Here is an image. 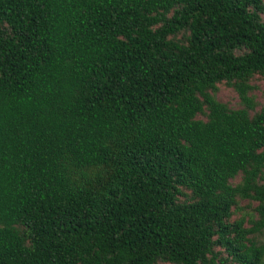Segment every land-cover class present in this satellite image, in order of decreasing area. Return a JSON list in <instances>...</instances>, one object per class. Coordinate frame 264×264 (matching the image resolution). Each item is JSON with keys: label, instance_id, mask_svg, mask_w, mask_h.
Wrapping results in <instances>:
<instances>
[{"label": "trees", "instance_id": "trees-1", "mask_svg": "<svg viewBox=\"0 0 264 264\" xmlns=\"http://www.w3.org/2000/svg\"><path fill=\"white\" fill-rule=\"evenodd\" d=\"M258 75L264 0H0V264H264Z\"/></svg>", "mask_w": 264, "mask_h": 264}, {"label": "rangeland", "instance_id": "rangeland-1", "mask_svg": "<svg viewBox=\"0 0 264 264\" xmlns=\"http://www.w3.org/2000/svg\"><path fill=\"white\" fill-rule=\"evenodd\" d=\"M252 85L254 86V90L251 92V95L255 97L257 102L256 112H259L264 107V77L258 75L255 76L252 80ZM215 97L218 101L227 104L231 109H241L243 105L241 103V99L236 92V90L227 84H219L218 91L215 93ZM254 112H252L253 114ZM204 118V117H201ZM242 175H239L236 179L232 181V183L238 184L241 182ZM259 202L249 200V199H241L239 200L238 205L234 208V214L232 217V221L245 218L246 223L245 226L250 228L252 227L251 220H256L258 218V214L256 212V208L258 207ZM259 240H264V235H260L258 237ZM220 250V249H217ZM159 264H167L160 262Z\"/></svg>", "mask_w": 264, "mask_h": 264}]
</instances>
